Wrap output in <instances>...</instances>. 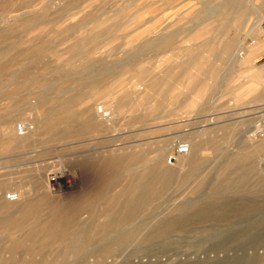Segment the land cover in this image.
<instances>
[{
    "label": "rangeland",
    "instance_id": "rangeland-1",
    "mask_svg": "<svg viewBox=\"0 0 264 264\" xmlns=\"http://www.w3.org/2000/svg\"><path fill=\"white\" fill-rule=\"evenodd\" d=\"M222 1L0 0V45L5 44V56L14 59L0 71V124L6 119L11 122L9 130L0 128V201L14 205L5 194L20 193L24 198L31 185L36 192L43 190L53 212L67 221L68 214L97 196L101 188L119 187L123 169L117 177H108L107 166L92 153L94 149L108 153V146L113 153L143 149L149 165L181 174L188 155L177 154L176 145L192 143L202 162L185 182L174 180L150 201L146 216L134 219L145 218V231L160 220L179 217L184 223L164 227L147 241H142L139 230L128 243L107 253L91 247L111 241L114 233L102 238L39 233L25 240L21 232L0 228V264H264V48L247 57L264 41V2L244 0L251 9L238 16L217 13ZM202 6L213 11L195 17ZM34 15L37 23L20 22ZM159 34L168 35L162 47L152 43ZM235 37L245 48L240 60L220 61L217 55L223 41ZM76 41L84 51L67 54V46ZM197 45L201 67L214 71L198 97L187 96L179 104L168 100L159 110L146 112L139 123L122 121V112L115 115L114 130H89L70 138H52V130L37 126L40 112L31 98L45 82H60L68 92L97 95L95 103H99L106 101L109 92L121 93L129 85L127 69L107 73V65L130 56L143 64L145 82L191 57ZM134 68L130 69L137 73ZM26 69L33 74L23 75ZM15 72L20 74L6 79L5 73ZM100 74L103 78L95 81ZM85 79L94 81L86 86L81 81ZM136 80L133 76L130 81ZM170 93L186 95L187 90L173 87ZM102 104L108 110L109 104ZM82 117L77 114V127L83 125ZM141 165L136 160L130 168ZM221 172L223 185L213 188ZM61 178L70 187L57 183ZM201 181L204 186L195 189ZM207 198L215 204L200 207ZM86 218L85 212L78 211L74 221ZM16 241L21 243L18 247L13 245Z\"/></svg>",
    "mask_w": 264,
    "mask_h": 264
},
{
    "label": "bare ground",
    "instance_id": "bare-ground-1",
    "mask_svg": "<svg viewBox=\"0 0 264 264\" xmlns=\"http://www.w3.org/2000/svg\"><path fill=\"white\" fill-rule=\"evenodd\" d=\"M203 1L204 0H202V2ZM256 2L260 3L262 2V0H256ZM66 6H69V3ZM250 9L251 8L244 3V0H223L222 6L217 11V13H219L220 11V13L227 12L241 16L247 14ZM212 11L213 7L210 8L207 6H202L200 12L195 17H198L202 13H211ZM20 22L22 24H25L27 22H31L32 24L37 23V15L21 19ZM156 33L155 36L158 35V33ZM159 36L161 37L155 39L152 43L158 47H162L166 45L168 41V35L159 34ZM88 37L92 41L95 39L91 34L88 35ZM235 38L223 41L221 50L217 55L220 61H225L229 58H231L233 61L240 60L243 52L245 51V48H243L242 42H240L237 37ZM147 39L148 38H146V40ZM112 42L110 44H112ZM80 43V41H76L67 46L66 53L73 54L79 53V51H84L82 50L83 46L80 45ZM150 43L151 40L149 41V45ZM139 48L141 49V47ZM194 49L195 50L193 52V55L191 57L178 60L175 63L174 69L167 68L163 71L161 70L160 72L151 75V77H149V79L145 82H142L144 77L142 74L143 64L138 63V60L134 61L129 59L130 56H127L128 58L120 63L107 65V73H111L119 69H127V71L129 72V75L127 76L129 85L128 88H126L121 93L116 94L114 93V91L109 92L108 97L105 99L106 101H101L99 103H95L96 100L100 98L97 95H93L91 97L81 91L68 92L63 87L64 84H61L60 82H45L41 86L40 93L36 96H32L31 98V100H34L32 104L33 108L40 112L41 118L39 119L37 126L41 128L45 127L46 130H52V138H70L73 136H81L89 130H93L95 131V133L106 129L114 130L116 128L114 120L117 119L115 118V115H118L122 112H124V116H122L123 118H121L122 121L126 123H139L144 121V114L146 112L159 110L168 100L171 103L179 104L187 96L196 98L200 95L201 90H203L205 80L208 77L214 75V71L207 69L204 70L201 67V62H198L199 45H197ZM7 52L8 48L5 46V44H3L0 47V71H3L5 66L10 64L11 61H14V59L11 60L5 56ZM36 54L38 55V53H35V55ZM131 66L135 67L134 69L137 71V73H133L131 71ZM32 72V70L26 69L22 71V74L30 75ZM19 74L20 72H15L12 74L5 73V75L7 76L6 79L9 80L14 79ZM103 74L97 76L98 80L95 81L99 82L101 78H103ZM133 76H135L137 79L135 82L130 81L131 77ZM81 81L86 86H89L90 83L94 80L88 81L87 79H85ZM173 87H183V89L187 90V94L181 95V93H175L176 95H172L170 93V90ZM102 103L109 104H107L109 106L108 110L104 109V104ZM90 110L95 111L94 114L90 113ZM77 114H82V118L84 119L83 125L79 127H77L75 123ZM61 124L65 125L64 128H60ZM10 126L11 122H8L7 119L0 124V128L3 131L9 130ZM193 146L194 145H192V143L187 144L188 151L186 154L188 155V160L184 164L186 166V169L181 174H175V172L168 167L158 169L155 167V165H149L145 161L146 151H144L143 149H140L139 151L129 150L121 153H113L110 146L107 147L108 151L106 152L108 153H101L100 151L98 152V150L94 149L92 153L97 154L100 158L99 160L103 161L107 166L108 177H117V173L119 172V170L123 169L124 176L118 188H106L107 190L101 188L97 193V196L85 199L80 204L79 208L76 209V211L74 210L72 213L69 212V218H67V221H64L61 219L60 214H58L57 212H53V210L51 209L53 208V205H51V201L48 198V195L43 190L36 192L33 186L30 185V190H28V194L24 198H22V195L20 193H17V200L11 201L14 205H10L8 203L0 201V228H9L21 232L25 235V240H31L35 235L39 233L52 234L61 232L68 235L79 234L82 238H87L90 235L102 238L110 233H114L111 241L91 247V249L94 251L106 253L111 252L112 250H115L118 247L128 243L135 235V233L139 232V230L143 231L141 236L142 241H147L153 236L161 234L164 231V227H172L174 225L184 223L182 220H180L179 217L160 220L157 221L151 229L145 231V229L147 228L145 218L144 220H140L139 222H135L134 219L136 216H146L149 208L148 203L158 197L157 195L161 193L171 182H173L174 184V180H178L179 183H183L189 177H191L196 170L199 169L198 167L202 162L197 158L195 154L196 151H194ZM13 147H15L14 144ZM200 148L201 145L199 146V149ZM136 160H141L142 165L138 169H131V164ZM174 170L176 169L174 168ZM55 178H58V176H55ZM215 179L216 180L212 182L213 188L219 184L223 185L222 172L218 173ZM40 182L44 183V180ZM57 183H63V185L70 187V182L65 180L64 178L58 180ZM55 184L56 183H54L53 185ZM204 184L205 182L203 181L198 182L197 184H195V189H199L200 187L204 186ZM108 185L110 186V181ZM95 200H97V204H95ZM214 202L215 201L213 198L204 199L200 203V207L205 208L211 206ZM215 210L218 211V209ZM78 211L85 212L87 214V218L82 221H74ZM205 214L207 215V213ZM207 216L209 217V215ZM189 218L190 217H188L187 219ZM20 244L21 243L17 241L13 243L14 247H18Z\"/></svg>",
    "mask_w": 264,
    "mask_h": 264
},
{
    "label": "built area",
    "instance_id": "built-area-1",
    "mask_svg": "<svg viewBox=\"0 0 264 264\" xmlns=\"http://www.w3.org/2000/svg\"><path fill=\"white\" fill-rule=\"evenodd\" d=\"M262 1L264 2V0H262ZM253 42H254V40H252L251 43H253ZM21 129H22L21 125L18 124V125H17V130L20 131ZM175 150H176V153H177V154H185V153H187V151H188L187 144H186V143H183V142H180V143H178V144L176 145ZM5 197H6V199H8V200H10V201H15V200H17V195L15 194V192H7V193L5 194Z\"/></svg>",
    "mask_w": 264,
    "mask_h": 264
},
{
    "label": "crops",
    "instance_id": "crops-1",
    "mask_svg": "<svg viewBox=\"0 0 264 264\" xmlns=\"http://www.w3.org/2000/svg\"><path fill=\"white\" fill-rule=\"evenodd\" d=\"M262 48H264V41L260 42L259 44H256L255 48L250 50V53L247 54L248 58H251L252 56L255 55V53H257L258 51H260ZM264 55V53H263Z\"/></svg>",
    "mask_w": 264,
    "mask_h": 264
}]
</instances>
